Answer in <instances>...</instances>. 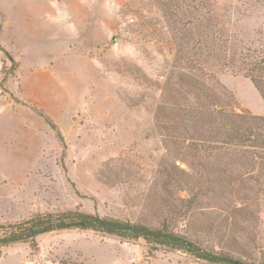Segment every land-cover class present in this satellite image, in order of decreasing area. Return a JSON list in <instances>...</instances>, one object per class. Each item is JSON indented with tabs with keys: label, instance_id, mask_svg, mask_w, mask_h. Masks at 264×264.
<instances>
[{
	"label": "rangeland",
	"instance_id": "rangeland-1",
	"mask_svg": "<svg viewBox=\"0 0 264 264\" xmlns=\"http://www.w3.org/2000/svg\"><path fill=\"white\" fill-rule=\"evenodd\" d=\"M0 34L20 63L3 93L57 125L9 109L0 223L81 210L264 264V148L226 142L220 113L264 135V0H0ZM0 264L223 263L70 228L0 245Z\"/></svg>",
	"mask_w": 264,
	"mask_h": 264
},
{
	"label": "trees",
	"instance_id": "trees-1",
	"mask_svg": "<svg viewBox=\"0 0 264 264\" xmlns=\"http://www.w3.org/2000/svg\"><path fill=\"white\" fill-rule=\"evenodd\" d=\"M0 50L6 54L7 58L11 62L10 67H7L6 65L3 66L2 75H4V77L0 79L2 87L3 83H6L10 76L14 77L18 70V63L12 54L4 47L0 46ZM262 63L264 64L263 59L261 62H258V64H255V67L258 68V73H264V67L261 66ZM249 77L264 99V79L259 80L255 77V75H249ZM181 82L194 87L200 92L201 96L207 99L212 105L223 107L219 96L215 92L213 93V90L207 88L202 82H198L185 75L181 76ZM222 109L223 108L220 109V113L223 115V124L232 127V131L226 134V142L234 141L245 144L250 143L251 146L264 148V135H262L261 132H254L252 129V127L258 129V125L251 126L250 130L249 128L244 130L246 122L243 120L245 119L243 115H230L227 112H223ZM38 112L53 129L57 130L56 123L48 115L39 109ZM252 118L254 120L260 119L261 121H264L263 118H257L255 116H252ZM260 129H262V127H260ZM262 130L264 131V126ZM187 203L192 205V203H194V197L189 198ZM70 228L90 229L132 240L142 238L152 245L153 249H157L158 246H165L168 248L182 250L196 256L197 258L207 260L212 263L236 264L224 261L222 259V255H218L206 247H202L185 235H181L170 230L167 224H163L160 227H152L141 222H132L114 217L101 216L97 213L94 214L81 210L39 213L18 223H0V245L6 246L19 241H29L35 243L36 237L42 233Z\"/></svg>",
	"mask_w": 264,
	"mask_h": 264
},
{
	"label": "crops",
	"instance_id": "crops-1",
	"mask_svg": "<svg viewBox=\"0 0 264 264\" xmlns=\"http://www.w3.org/2000/svg\"><path fill=\"white\" fill-rule=\"evenodd\" d=\"M1 34H0V46L4 47L13 56V53L10 51V48L5 44V41L2 40ZM13 57L18 63V70L16 73H19L20 63L15 56ZM7 64L8 63H7L6 54L2 50H0V79L2 75L3 66L4 65L7 66ZM15 96L18 100L21 101V103H18V101L16 102V100L15 99L13 100L12 98H11L12 102H9L8 93H3V90L0 87V152H2V146L6 145L8 141L7 113L9 112V109L11 107L12 109H14L12 112L17 115H19L21 111H24L25 124H27L28 126H30V122L34 123L35 115L39 116V114L35 113L34 108L30 106L32 104L30 101L24 100L21 97H18L17 95ZM31 128L38 130V127L34 128V124L31 125ZM1 156H2V153H0V175H6L7 171H6V168L4 169L2 167V157Z\"/></svg>",
	"mask_w": 264,
	"mask_h": 264
},
{
	"label": "water",
	"instance_id": "water-1",
	"mask_svg": "<svg viewBox=\"0 0 264 264\" xmlns=\"http://www.w3.org/2000/svg\"><path fill=\"white\" fill-rule=\"evenodd\" d=\"M224 261H227V262H233V263H236V264H244L238 260H235V259H231V258H222Z\"/></svg>",
	"mask_w": 264,
	"mask_h": 264
}]
</instances>
